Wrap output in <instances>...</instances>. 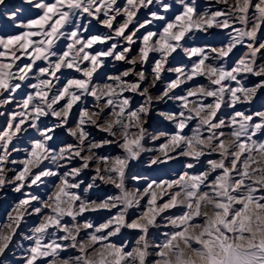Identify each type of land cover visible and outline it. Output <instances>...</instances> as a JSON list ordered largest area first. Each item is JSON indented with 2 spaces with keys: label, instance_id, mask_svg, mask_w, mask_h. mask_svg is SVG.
Segmentation results:
<instances>
[{
  "label": "snow or ice",
  "instance_id": "1",
  "mask_svg": "<svg viewBox=\"0 0 264 264\" xmlns=\"http://www.w3.org/2000/svg\"><path fill=\"white\" fill-rule=\"evenodd\" d=\"M23 4L0 0V264H264V0Z\"/></svg>",
  "mask_w": 264,
  "mask_h": 264
},
{
  "label": "rangeland",
  "instance_id": "2",
  "mask_svg": "<svg viewBox=\"0 0 264 264\" xmlns=\"http://www.w3.org/2000/svg\"><path fill=\"white\" fill-rule=\"evenodd\" d=\"M213 2V0H198V3L201 4V6H206L207 4ZM8 4L13 5L15 7H24L25 12L24 15H31V11L28 9V6L23 4V0H8ZM5 21L3 17H0V25H4ZM99 25H96L95 28L93 29L98 30ZM200 35V34H198ZM203 38V37H202ZM210 39V38H209ZM109 70H123L122 66L120 64L116 65H110ZM11 107H14L11 106ZM247 107L253 108V110H261L264 109V92L260 93L256 100L253 102L252 105H249ZM4 124V119L0 118V127H2ZM153 127L158 128L161 127L160 123L158 120H153L152 121ZM147 157H145V160ZM181 170V164L179 162H168L159 166H153L149 168L145 162L138 163L136 167L134 168V172L140 173L145 177H148L149 179H157V178H172L176 173H178ZM82 179L85 180V183L88 182L89 177L88 176H82ZM131 186V185H130ZM138 186V185H137ZM114 194V190L111 189V187H104L101 186L100 189L95 190L93 193H90V197L92 199H98L102 198L104 195H112ZM20 198L19 193H15L12 191L11 187L5 188L3 190H0V223L5 222L7 212L10 210L11 206ZM175 211V210H173ZM108 213L106 212H101V213H96L92 214L91 218L94 219L97 222H102L106 217ZM32 226L31 220L29 221L28 224L22 226V231L25 233L28 232V229ZM164 227H161L158 232H163L166 231ZM158 232L156 234H158ZM124 235L129 239V240H134L135 239V233L130 232V231H125ZM18 239H22L21 237L18 236ZM15 244V241H14ZM15 252V248L12 247L11 250L8 253L7 259L9 261V264H15V256L13 253ZM0 260H3V258H0Z\"/></svg>",
  "mask_w": 264,
  "mask_h": 264
}]
</instances>
